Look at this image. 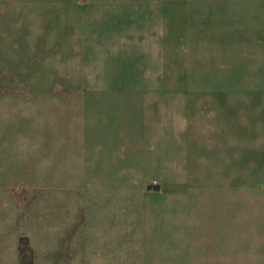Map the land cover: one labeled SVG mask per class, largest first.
<instances>
[{
	"label": "rangeland",
	"instance_id": "rangeland-1",
	"mask_svg": "<svg viewBox=\"0 0 264 264\" xmlns=\"http://www.w3.org/2000/svg\"><path fill=\"white\" fill-rule=\"evenodd\" d=\"M141 183L264 215V0H0V185Z\"/></svg>",
	"mask_w": 264,
	"mask_h": 264
},
{
	"label": "crops",
	"instance_id": "crops-1",
	"mask_svg": "<svg viewBox=\"0 0 264 264\" xmlns=\"http://www.w3.org/2000/svg\"><path fill=\"white\" fill-rule=\"evenodd\" d=\"M244 192L168 183L0 185V255L9 257L0 264H19L21 237L33 264L38 257L40 264H264V215L246 216Z\"/></svg>",
	"mask_w": 264,
	"mask_h": 264
},
{
	"label": "trees",
	"instance_id": "trees-1",
	"mask_svg": "<svg viewBox=\"0 0 264 264\" xmlns=\"http://www.w3.org/2000/svg\"><path fill=\"white\" fill-rule=\"evenodd\" d=\"M33 252L29 247V242L26 238L18 239V258L19 264H33Z\"/></svg>",
	"mask_w": 264,
	"mask_h": 264
}]
</instances>
